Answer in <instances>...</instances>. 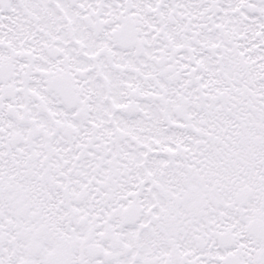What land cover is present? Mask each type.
Masks as SVG:
<instances>
[{
    "label": "snow or ice",
    "instance_id": "obj_1",
    "mask_svg": "<svg viewBox=\"0 0 264 264\" xmlns=\"http://www.w3.org/2000/svg\"><path fill=\"white\" fill-rule=\"evenodd\" d=\"M0 264H264V0H0Z\"/></svg>",
    "mask_w": 264,
    "mask_h": 264
}]
</instances>
